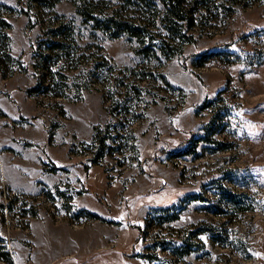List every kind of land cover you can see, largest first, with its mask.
<instances>
[{"label": "rangeland", "instance_id": "rangeland-1", "mask_svg": "<svg viewBox=\"0 0 264 264\" xmlns=\"http://www.w3.org/2000/svg\"><path fill=\"white\" fill-rule=\"evenodd\" d=\"M180 1L0 0V264H264V0Z\"/></svg>", "mask_w": 264, "mask_h": 264}, {"label": "trees", "instance_id": "trees-1", "mask_svg": "<svg viewBox=\"0 0 264 264\" xmlns=\"http://www.w3.org/2000/svg\"><path fill=\"white\" fill-rule=\"evenodd\" d=\"M132 1V0H128ZM163 4L166 7V11L168 13H171L172 17L176 18H182L181 14V1L180 0H162ZM80 13L85 16L87 20H92L95 21V23H100L102 24V21H99L95 16H94V8H93V2H89L88 4H84L83 6H78ZM109 24V22H112L110 26H113V28L117 29L118 31H124V30H130V32L133 35H139V32L133 28L131 25H129L126 22H119L118 20H114L112 17H107L103 18ZM103 25V24H102ZM108 26V27H110Z\"/></svg>", "mask_w": 264, "mask_h": 264}]
</instances>
